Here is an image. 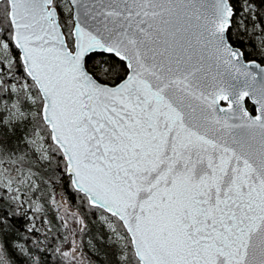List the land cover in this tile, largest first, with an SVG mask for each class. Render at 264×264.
Returning a JSON list of instances; mask_svg holds the SVG:
<instances>
[{
    "label": "snow or ice",
    "instance_id": "1",
    "mask_svg": "<svg viewBox=\"0 0 264 264\" xmlns=\"http://www.w3.org/2000/svg\"><path fill=\"white\" fill-rule=\"evenodd\" d=\"M242 45L264 60V0H0V264H44L14 221L57 159L100 210L66 264H264V67Z\"/></svg>",
    "mask_w": 264,
    "mask_h": 264
},
{
    "label": "trees",
    "instance_id": "2",
    "mask_svg": "<svg viewBox=\"0 0 264 264\" xmlns=\"http://www.w3.org/2000/svg\"><path fill=\"white\" fill-rule=\"evenodd\" d=\"M242 47L245 49V55L247 59H252L255 56V48H251L248 45H242ZM255 58L259 64L264 65V60L259 59L258 56H255ZM246 107L249 111L253 109V106L248 101H246ZM58 164L59 167L57 166ZM63 166V161H59L57 159L51 164L37 169L36 180L39 186V191H37L34 196H39V199L43 202V204H45L44 210L46 211V214L43 212L40 215L39 227H41V230L39 229V231H47L48 234L43 232V235L39 237L38 231H35V234L34 232L23 233L25 238L28 240V247L30 249L34 250L36 243L39 244L40 249L43 250V252L39 254L41 255V260L44 262V264H65L62 259L63 257H61L59 253L56 252V249L58 247L62 250L70 249L73 246L72 241L75 238L79 240V245H81L83 251L87 252L88 241L92 233L96 231V226L93 224V221L96 217L93 215V213L99 215L100 212L98 209L87 207L86 198L82 200L84 196L80 193H77L69 184V178L64 173ZM53 197L55 200H63L68 202L71 209L79 210L81 212L80 215H82L85 220H87L91 231L83 234L79 231H76L75 235H73V230L78 229V225H75L74 229H70L69 232L62 231L63 227L55 216V214H58L57 207H55V211H53L52 207L48 206L47 203V200L49 198L52 200ZM25 206L28 205H24L19 209L20 214L24 217V219L14 221L17 227H20L21 229L24 227H32L29 221V213H31V210H26ZM65 237H67V242H65ZM40 239L44 240V242L41 244L38 242Z\"/></svg>",
    "mask_w": 264,
    "mask_h": 264
},
{
    "label": "rangeland",
    "instance_id": "3",
    "mask_svg": "<svg viewBox=\"0 0 264 264\" xmlns=\"http://www.w3.org/2000/svg\"><path fill=\"white\" fill-rule=\"evenodd\" d=\"M37 197H39V196H37ZM33 199L35 200L36 196H33ZM47 203H48V206L52 207L53 211H55V207H57L58 214H55V216H56L57 220L60 222L61 226L63 227L62 231H65V232L68 231L69 232L70 229H74L75 225L77 226V224L70 217L69 212H71V213H77L78 212L79 214H81V212L79 210L71 209L69 203L66 201H63V200H55V203H53L52 200L49 198L47 200ZM33 207L39 208L40 210L39 211H31V213H29V221L31 223V226L34 227L36 229V231H38L39 237L41 235H43V232L45 234H48L47 231H39V229L41 230V227H39L40 215L43 212L46 214V211L44 210L45 204H43V202L40 199H38L36 201L35 205H33ZM25 208H26V210H29L28 206H25ZM61 218H63V219H61ZM62 233H64V232H62ZM34 234H35V232H34ZM73 241H76V243L79 244V240H77L76 238ZM73 241H72V245H73ZM38 242L41 244L42 242H44V240L40 239ZM62 259H63L64 263L66 264L65 258H62Z\"/></svg>",
    "mask_w": 264,
    "mask_h": 264
},
{
    "label": "water",
    "instance_id": "4",
    "mask_svg": "<svg viewBox=\"0 0 264 264\" xmlns=\"http://www.w3.org/2000/svg\"><path fill=\"white\" fill-rule=\"evenodd\" d=\"M258 63V62H257ZM261 65V64H260ZM262 67H264V65H261ZM249 71H251L252 73H254V74H258L259 73V71H260V69H257V68H250V69H248ZM234 76H237V78L238 79H240L241 81L244 79V77H242V76H238V74H235L234 73ZM246 101H248L252 106H253V102H252V100L251 99H249V98H245V101L244 102H242V104L246 107ZM227 107H228V102L227 101H218L217 102V104H216V106H215V115L217 116V117H220V118H226L227 116H231L232 115V113H230V112H221L220 111V109L221 108H224V109H227ZM258 107V106H257ZM247 108V107H246ZM210 114H211V112H210ZM237 115H238V113H237ZM82 195H84L83 193H81Z\"/></svg>",
    "mask_w": 264,
    "mask_h": 264
}]
</instances>
